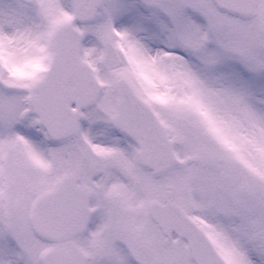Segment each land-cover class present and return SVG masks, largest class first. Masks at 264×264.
Returning <instances> with one entry per match:
<instances>
[{"label": "snow or ice", "instance_id": "1", "mask_svg": "<svg viewBox=\"0 0 264 264\" xmlns=\"http://www.w3.org/2000/svg\"><path fill=\"white\" fill-rule=\"evenodd\" d=\"M0 264H264V0H0Z\"/></svg>", "mask_w": 264, "mask_h": 264}]
</instances>
